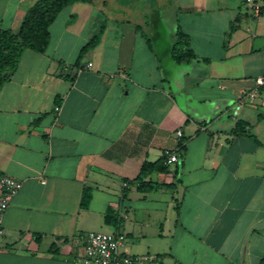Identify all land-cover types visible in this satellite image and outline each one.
I'll return each mask as SVG.
<instances>
[{
    "label": "crops",
    "instance_id": "1",
    "mask_svg": "<svg viewBox=\"0 0 264 264\" xmlns=\"http://www.w3.org/2000/svg\"><path fill=\"white\" fill-rule=\"evenodd\" d=\"M36 1L0 0V27L16 31ZM254 1L258 16L246 0H92L57 15L47 50H25L0 90V175L23 182L4 216L0 264H81V237L112 227L109 209L126 253L259 264L264 92L243 93L264 76V0ZM178 29L197 55L189 63L171 57ZM239 121L246 135L232 133ZM181 142L180 162L138 191L143 162Z\"/></svg>",
    "mask_w": 264,
    "mask_h": 264
},
{
    "label": "trees",
    "instance_id": "2",
    "mask_svg": "<svg viewBox=\"0 0 264 264\" xmlns=\"http://www.w3.org/2000/svg\"><path fill=\"white\" fill-rule=\"evenodd\" d=\"M74 2H92V0H37L26 12L19 28L16 31L3 29L0 27V90L3 85L11 80L22 53L27 50H33L44 53L50 43V25L56 19L57 15L67 6ZM104 25L98 34L92 37L80 50L76 64L82 57L100 42ZM172 59L179 64L189 63L197 58L190 44L189 36L178 29L175 34V41L171 50ZM207 61V59H205ZM247 124L239 121L232 131L234 135H246ZM178 154L184 155L185 146L183 142L178 146ZM167 155L155 162L144 161L138 176L134 179L137 183V189L140 192H147L158 187V184L150 180L152 173H164L168 171ZM1 177V175H0ZM91 189L85 188L81 198V207L87 208L91 201ZM105 222L108 225L117 227L120 218L109 209L105 215ZM54 249L52 248V251ZM259 264H264V255Z\"/></svg>",
    "mask_w": 264,
    "mask_h": 264
},
{
    "label": "built area",
    "instance_id": "3",
    "mask_svg": "<svg viewBox=\"0 0 264 264\" xmlns=\"http://www.w3.org/2000/svg\"><path fill=\"white\" fill-rule=\"evenodd\" d=\"M251 5L254 15L260 14L261 7L254 0H246ZM91 65V64H90ZM255 88L249 92H243L248 97L254 98L258 92H264V76L255 79ZM56 111L60 106L55 107ZM178 138L183 137L181 130L176 131ZM178 147L167 149L164 153L167 157V164L180 162ZM128 183H124L127 186ZM23 182L9 175L0 177V236L4 235V216L11 200L22 189ZM127 235L119 225L114 231L99 232L90 231L81 237L82 252L80 255L81 264H162V259L156 254L131 255L123 251Z\"/></svg>",
    "mask_w": 264,
    "mask_h": 264
},
{
    "label": "rangeland",
    "instance_id": "4",
    "mask_svg": "<svg viewBox=\"0 0 264 264\" xmlns=\"http://www.w3.org/2000/svg\"><path fill=\"white\" fill-rule=\"evenodd\" d=\"M114 230H115V227L112 226V227H107L105 229H100V230H96V231H99V232H111V231H114ZM121 230L124 232V229L122 227H121ZM131 255H133V254H131Z\"/></svg>",
    "mask_w": 264,
    "mask_h": 264
}]
</instances>
